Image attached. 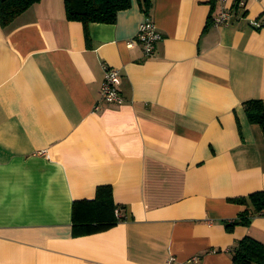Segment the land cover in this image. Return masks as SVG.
I'll list each match as a JSON object with an SVG mask.
<instances>
[{
	"label": "crops",
	"instance_id": "obj_1",
	"mask_svg": "<svg viewBox=\"0 0 264 264\" xmlns=\"http://www.w3.org/2000/svg\"><path fill=\"white\" fill-rule=\"evenodd\" d=\"M150 2L151 58L128 46L141 0L86 26L39 0L0 26V264H234L244 236L264 243V216L226 229L231 200L264 190L243 107L264 102V0L221 26L213 0ZM104 66L124 102L96 111ZM102 185L124 219L74 235L73 202Z\"/></svg>",
	"mask_w": 264,
	"mask_h": 264
},
{
	"label": "trees",
	"instance_id": "obj_2",
	"mask_svg": "<svg viewBox=\"0 0 264 264\" xmlns=\"http://www.w3.org/2000/svg\"><path fill=\"white\" fill-rule=\"evenodd\" d=\"M38 1L0 0V26H10L17 16ZM63 6L68 20L79 21L86 26L89 23H113L119 11L131 6V0H63ZM150 7V0H141V9L146 15ZM234 10L237 12L236 6ZM209 24L206 23L205 29ZM243 107L248 122L257 125L264 135V102L249 99L243 102ZM231 201L241 210L235 219L226 223L227 230L235 225L249 226L254 217L264 216V190ZM116 211L119 212L118 216ZM121 212L122 207L112 200L110 186H99L93 199L73 202V234L88 235L107 230L124 219ZM230 256L234 264H264V243L246 235L231 248Z\"/></svg>",
	"mask_w": 264,
	"mask_h": 264
},
{
	"label": "built area",
	"instance_id": "obj_3",
	"mask_svg": "<svg viewBox=\"0 0 264 264\" xmlns=\"http://www.w3.org/2000/svg\"><path fill=\"white\" fill-rule=\"evenodd\" d=\"M218 7L217 12L211 18L212 25L221 26L231 23L234 15V6L237 9H245V0H232L230 6L229 0H214ZM251 26L260 28V24L257 21L250 22ZM161 39V35L157 30V27L153 19L146 15L144 20L139 24L135 38L128 43L129 47L134 44H138L142 50L145 58H151L155 55L156 44ZM121 75L118 69L104 66L103 81L99 89V99L95 103L94 110H100L104 105H121L124 102V98L121 94ZM118 216L119 212H115ZM194 260L197 258L194 257Z\"/></svg>",
	"mask_w": 264,
	"mask_h": 264
}]
</instances>
